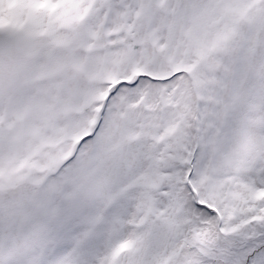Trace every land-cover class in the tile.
Masks as SVG:
<instances>
[{"label":"snow or ice","instance_id":"obj_1","mask_svg":"<svg viewBox=\"0 0 264 264\" xmlns=\"http://www.w3.org/2000/svg\"><path fill=\"white\" fill-rule=\"evenodd\" d=\"M0 264H264V0H0Z\"/></svg>","mask_w":264,"mask_h":264}]
</instances>
